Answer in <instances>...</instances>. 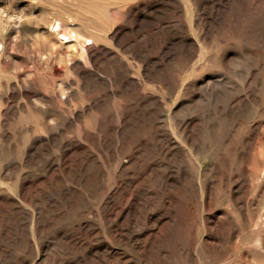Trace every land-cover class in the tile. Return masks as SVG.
Masks as SVG:
<instances>
[{
  "label": "rangeland",
  "instance_id": "rangeland-1",
  "mask_svg": "<svg viewBox=\"0 0 264 264\" xmlns=\"http://www.w3.org/2000/svg\"><path fill=\"white\" fill-rule=\"evenodd\" d=\"M0 31V264H264V0H0Z\"/></svg>",
  "mask_w": 264,
  "mask_h": 264
},
{
  "label": "bare ground",
  "instance_id": "bare-ground-1",
  "mask_svg": "<svg viewBox=\"0 0 264 264\" xmlns=\"http://www.w3.org/2000/svg\"><path fill=\"white\" fill-rule=\"evenodd\" d=\"M52 29H54L56 31V34H58V37L59 39L61 40H66L70 37V33L69 32H66V33H61L60 34V30L63 29V25H62V22L60 20H55L54 23L52 24ZM1 31H0V38H1ZM58 41V40H57ZM59 42V41H58ZM56 42V43H58ZM94 42V39L91 38V37H87L85 40H84V45L87 44V43H93ZM54 45V43L52 44ZM3 49V43H0V50Z\"/></svg>",
  "mask_w": 264,
  "mask_h": 264
}]
</instances>
